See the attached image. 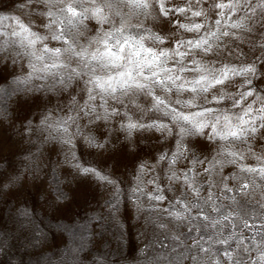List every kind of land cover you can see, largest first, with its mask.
I'll return each mask as SVG.
<instances>
[{
	"label": "snow or ice",
	"instance_id": "1",
	"mask_svg": "<svg viewBox=\"0 0 264 264\" xmlns=\"http://www.w3.org/2000/svg\"><path fill=\"white\" fill-rule=\"evenodd\" d=\"M15 3L20 16L7 31L0 30V81L12 76L27 90L51 93L47 104L68 93L66 103L46 108L39 119L49 130L48 139L67 146L74 160L76 138L111 159L126 155L127 144L113 150L121 135L131 141L134 134L159 133L158 139L173 135L174 150H161L156 164L164 162L169 183L188 188L197 199L201 189L206 202L213 199L214 189L232 191L229 182L238 191L254 187L257 178L264 183V92L254 84L264 81V0ZM131 16L161 21L167 35L145 28L143 22L130 23ZM8 19L0 16V29ZM49 41L59 46L49 47ZM17 67L26 74L18 75ZM74 82L78 95L74 89L69 93ZM56 109L64 115L55 116ZM148 113L153 115L145 119ZM156 164L144 160L135 165V207L144 211L145 200L154 201L152 211L183 221L184 212L176 205L187 197L182 192L171 199L163 194L158 178L151 176ZM226 166L235 171L225 172ZM75 167L110 186L118 201L120 182L113 173L78 160ZM165 201L171 208L163 206ZM157 226L167 229L162 221ZM244 227L252 225L245 221ZM258 251L251 264H264V239Z\"/></svg>",
	"mask_w": 264,
	"mask_h": 264
},
{
	"label": "rangeland",
	"instance_id": "2",
	"mask_svg": "<svg viewBox=\"0 0 264 264\" xmlns=\"http://www.w3.org/2000/svg\"><path fill=\"white\" fill-rule=\"evenodd\" d=\"M0 16L9 17L0 29L7 31L20 16L15 0H0ZM138 22L167 35L159 20L130 17V23ZM131 31L135 34L138 30ZM184 35L192 37L191 33ZM48 44L59 46L54 41ZM23 63L26 66L27 61ZM16 71L26 74L25 68ZM254 84L264 92V81ZM73 89L78 95L75 82L69 93ZM51 95L27 90L12 76L0 81V264H251L255 260L264 239V183L258 178L254 187L243 191L229 182L232 191L214 189L213 199L206 202L204 189L197 199L188 188L170 184L167 165L154 160L161 150H174L173 135L165 140L158 139L159 133L145 132L134 134L131 141L121 135L113 150L127 144L126 155L111 159L107 152L100 155L76 138L75 154L82 165L113 173L119 180L117 201L110 186L77 171V160L68 154L67 146L48 139L49 130L39 117L46 108L66 103L68 93L47 104ZM53 114L64 115L58 109ZM152 115L146 114L145 119ZM25 125L28 131L23 130ZM144 160L156 164L151 176L158 178L164 195L171 199L182 192L187 197L176 205L184 212L183 221L152 211L154 201L145 200L144 211H137L131 189L135 165ZM228 171L235 169L226 166ZM59 194L61 199H57ZM184 204L191 207L185 209ZM163 206L171 208L168 201ZM161 221L167 229L157 226ZM245 221L252 227H244ZM241 239L243 245L238 243ZM193 256L195 260L190 259Z\"/></svg>",
	"mask_w": 264,
	"mask_h": 264
}]
</instances>
